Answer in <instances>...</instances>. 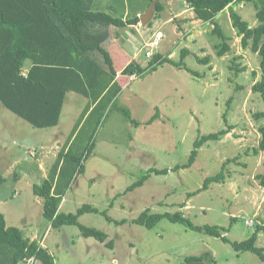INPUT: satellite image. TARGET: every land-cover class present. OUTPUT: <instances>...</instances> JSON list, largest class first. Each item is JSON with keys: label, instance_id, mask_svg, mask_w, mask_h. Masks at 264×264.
<instances>
[{"label": "rangeland", "instance_id": "rangeland-1", "mask_svg": "<svg viewBox=\"0 0 264 264\" xmlns=\"http://www.w3.org/2000/svg\"><path fill=\"white\" fill-rule=\"evenodd\" d=\"M154 1L95 0L93 10L128 19L144 15ZM158 1L165 8L154 11L151 25H131V32L115 27L119 45L111 49L117 65L122 68L126 59L134 56L133 60L146 66L150 60L147 49L162 32L152 53L172 52L171 57L180 61L187 48L188 69L166 63L145 77L130 76L131 83L118 96L117 104L130 109L140 125L135 126L118 108L110 110L96 135V148L85 163V172L76 176L60 209L74 213L84 204L97 207L99 212L87 213L80 221L107 232V242L113 240L114 248L84 237L78 226L52 228L44 217L43 199L33 191L34 184L48 175L88 101L80 93L68 94L60 124L51 128L34 127L0 101V210L8 224L21 228L26 237L45 238V247L55 256L56 264H178L186 256L204 254H208L207 264H264L252 252H237L222 238L167 218L153 228L132 223L147 209L181 211L195 224L229 228L225 235L231 241L245 240L257 226H264V186L256 177L264 171V152L255 153L260 132L254 118L263 102L252 91L261 78L260 57L243 49L229 9L216 18L231 38V51L219 56L216 44L221 39L213 32L215 23L198 19L184 0ZM234 9L251 26L256 25L252 3H239ZM135 46L143 49L132 53ZM144 50L147 57L143 59ZM206 57L210 63L199 61ZM236 65L246 70L237 72ZM158 110L160 116L147 124ZM229 126L232 129L220 140L207 142L200 149L192 167L151 173L142 186L126 192L152 168L172 169L187 163L198 138ZM83 136L85 139L87 133ZM85 142L81 139L77 145L82 147ZM230 158L236 160L227 164L225 182L212 183L207 190L195 193ZM123 219L127 222H116ZM257 245L264 247V229Z\"/></svg>", "mask_w": 264, "mask_h": 264}, {"label": "trees", "instance_id": "trees-1", "mask_svg": "<svg viewBox=\"0 0 264 264\" xmlns=\"http://www.w3.org/2000/svg\"><path fill=\"white\" fill-rule=\"evenodd\" d=\"M95 0H0V101L10 111L28 121L36 128H51L60 124L61 116L69 92H77L88 101L74 126L65 145L57 155L48 175L33 186L34 194L44 201V217L54 229L63 226H78L86 238H95L114 248V241L104 230L81 223L80 218L87 213H97L99 209L91 204L82 205L77 212H61L65 195L71 190L76 176L86 170V161L96 148V135L104 125L112 108H118L126 119L135 126L140 122L132 117L126 107H119L117 98L131 83L130 76L145 77L166 63L188 69L185 59L189 49H183L180 61H175L169 52L166 55L152 53L146 66L126 59L121 68L112 51L119 45L117 28H128L141 22L140 16L116 17L108 12L93 10ZM187 9H192L196 17L204 22L215 23L213 32L221 42L216 44L219 56L231 51V39L216 22L217 16L227 9L236 33L241 37L244 50H251L260 57L261 78L253 84L252 91L263 102V109L254 114L260 132L259 146L255 153L264 152V0H184ZM252 3L256 9L257 23L251 26L240 12L234 9L239 3ZM163 3L157 1L155 10L162 11ZM150 25L152 22L150 21ZM135 30V29H134ZM136 31V30H135ZM143 47V46H142ZM142 47L131 48L132 53ZM147 49L153 52V48ZM241 58L237 56L235 60ZM210 63V58L199 59ZM30 62L26 73L23 68ZM237 72L246 67L236 65ZM158 110L147 124H152L159 116ZM232 129H222L202 135L195 141L189 161L175 167L152 168L140 180L131 184L126 192L142 186L151 173H169L181 168H190L196 162L200 149L211 141L220 140ZM83 133H87L85 139ZM82 147L77 145L80 140ZM236 158L228 159L217 174L206 178L203 187L195 193L207 190L212 183L226 180V167ZM264 186V171L258 174ZM190 193V196L195 194ZM113 221L107 211L102 212ZM181 223L188 228L206 235L222 238L231 243L237 252H252L264 262V247L258 246V236L264 226H257L255 233L242 241H231L225 234L229 228L218 225L195 224L181 211L157 213L151 209L143 211L132 223L155 227L162 219ZM124 224L127 219L116 221ZM248 224V223H247ZM249 225V224H248ZM34 258L42 264H56L55 256L40 241L26 237L23 230L9 225L6 215L0 211V264H25ZM208 254L189 255L178 264H207Z\"/></svg>", "mask_w": 264, "mask_h": 264}, {"label": "water", "instance_id": "water-1", "mask_svg": "<svg viewBox=\"0 0 264 264\" xmlns=\"http://www.w3.org/2000/svg\"><path fill=\"white\" fill-rule=\"evenodd\" d=\"M158 0L154 1L150 7L148 8V10L146 11V13L144 15L141 16V22L143 23V25H147L152 17H153V14H154V9H155V5L157 3ZM141 57L144 59L147 57V53L146 51L144 50L141 54Z\"/></svg>", "mask_w": 264, "mask_h": 264}, {"label": "built area", "instance_id": "built-area-1", "mask_svg": "<svg viewBox=\"0 0 264 264\" xmlns=\"http://www.w3.org/2000/svg\"><path fill=\"white\" fill-rule=\"evenodd\" d=\"M162 37H163V34H162V32H160L158 35H157V38L155 39V41L152 43V47H154V46H157V45H159V42H160V40L162 39ZM148 55L150 56V55H152V52H150V53H148ZM248 224H251V223H249V222H247ZM28 261H30L31 263L30 264H34L33 262H34V258H31V259H29Z\"/></svg>", "mask_w": 264, "mask_h": 264}, {"label": "crops", "instance_id": "crops-1", "mask_svg": "<svg viewBox=\"0 0 264 264\" xmlns=\"http://www.w3.org/2000/svg\"><path fill=\"white\" fill-rule=\"evenodd\" d=\"M134 59V56H133V58H132V60ZM29 66H30V63H29V65H28V67H27V69L29 68ZM70 93V92H69ZM68 93V94H69ZM68 94H67V96H68ZM67 96H66V99H67ZM66 101V100H65ZM65 105V104H64ZM64 109V108H63ZM1 211V210H0ZM2 212V211H1ZM4 213V212H3ZM5 214V213H4ZM6 215V214H5ZM44 241H45V238L42 240V241H40L41 242V244L45 247V244H44ZM51 252V251H50Z\"/></svg>", "mask_w": 264, "mask_h": 264}, {"label": "bare ground", "instance_id": "bare-ground-1", "mask_svg": "<svg viewBox=\"0 0 264 264\" xmlns=\"http://www.w3.org/2000/svg\"><path fill=\"white\" fill-rule=\"evenodd\" d=\"M252 224H253V222L251 224H249V225H252Z\"/></svg>", "mask_w": 264, "mask_h": 264}]
</instances>
